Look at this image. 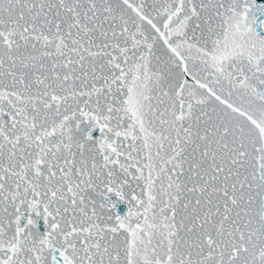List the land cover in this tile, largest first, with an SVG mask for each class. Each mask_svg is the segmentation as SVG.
Instances as JSON below:
<instances>
[{"label":"snow or ice","instance_id":"1","mask_svg":"<svg viewBox=\"0 0 264 264\" xmlns=\"http://www.w3.org/2000/svg\"><path fill=\"white\" fill-rule=\"evenodd\" d=\"M0 264H264V0H0Z\"/></svg>","mask_w":264,"mask_h":264}]
</instances>
